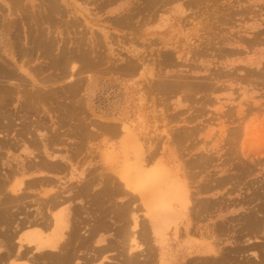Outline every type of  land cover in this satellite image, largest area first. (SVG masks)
Returning a JSON list of instances; mask_svg holds the SVG:
<instances>
[{
	"label": "bare ground",
	"instance_id": "bare-ground-1",
	"mask_svg": "<svg viewBox=\"0 0 264 264\" xmlns=\"http://www.w3.org/2000/svg\"><path fill=\"white\" fill-rule=\"evenodd\" d=\"M21 1L22 0H10L9 1L10 4L12 5V6L10 5V7H9L10 8L9 10L11 11V13H12V11L17 12L18 9L20 12L21 7L23 6V2H21ZM28 1H30V3L32 4V7H33L34 3H36L34 0H27V2ZM39 1H41V0H39ZM89 1H90V3L94 2V5H96L95 6L96 9L98 8L97 10L106 11V13H108V14H113V15L115 14V16H112L114 18L109 17L110 18L109 20L113 21V24L116 23L115 25H117V26L119 25V26L124 27L127 25L126 27H128L129 26L128 23L130 22V20L132 18H134V14H136V13H134V11L135 10L139 11L138 6L137 7L129 6L127 8H120L117 10H108L107 11L106 9H107L108 5L109 6L112 5L111 2L113 0H89ZM179 1H182V0H147L146 2L148 4L144 5V7L146 9L145 10L146 13L148 12V14L150 15L149 12L151 11L152 8H153L154 12H159V11L161 12V10H163L162 8H164L167 4L171 5V3H175V2L178 3ZM186 1L189 3L188 5H193V4L197 5L199 3H202L204 0H186ZM42 3H43V6H41L42 4H40V6L43 9L42 10L40 9V12L41 11L44 12L43 15L41 13V15L43 16V19H44L43 21L45 23L55 25V26H56L57 22L54 21L55 24H52L53 20L55 18H58V19L63 18L62 20H64L69 15V12H71L73 10L72 7L70 6L71 3L69 0H42ZM61 3L65 4L67 9H65V7L62 8ZM87 3H88V1H87ZM109 3H111V4H109ZM142 3H144V2H142ZM237 3H238L237 8L242 7L240 0H237ZM141 4H140V6H141ZM228 4H230V3H228ZM36 5L38 6V4H36ZM29 8H30V6L27 5L26 9H29ZM232 8H234V6H232ZM22 9L25 12H27V10L25 8L22 7ZM84 10L86 11V9H83V11ZM131 10H132V12H131ZM141 10H143V8ZM153 10L151 11V13L153 12ZM24 11H23V13H24ZM36 11H37V8H36ZM244 11H245V9L237 10L238 16L241 13L242 14L246 13ZM40 12H36V13H40ZM247 12H248V10H247ZM27 13L33 14L32 12H30V9ZM140 13H138V14H140ZM142 14H143V12H142ZM156 14H158V13H156ZM156 14H155V16H156ZM229 14H226V16ZM22 15H24V14H22ZM36 15L37 14H35L34 17ZM56 15H57V17H53ZM83 15H84V13H83ZM153 15H154V13L150 16H153ZM42 16H40V18ZM109 16H111V15H109ZM144 16L145 15H143L142 17H144ZM155 16L149 17V18H152L150 20L155 21L156 20ZM74 17H75V15H74ZM142 17H141V19H142ZM146 18H148V17H146ZM215 18H216V16H215ZM218 18H219V15H218ZM227 18H229V17H227ZM231 18H229V19L230 20L234 19V18H232V19ZM61 19H60V21H61ZM71 19H72V17H71ZM74 19H76V18H74ZM106 19H108V18H106ZM141 19H140L139 23L142 22L145 18L142 21H141ZM158 19L160 21H162L163 16H160V18H158ZM25 20H27V19H25ZM38 21H39V19L36 18V22H38ZM40 21L38 24L42 28V26L44 24L43 25L40 24ZM64 21H62L61 24L63 23L66 25V22L64 23ZM78 21H76V23L73 22V24L75 26H77ZM151 22H153V21H151ZM68 23L69 22H67V24ZM253 23H256L255 25L258 24L256 19H254ZM13 24L15 25V21H9L7 26L12 27ZM36 24L37 23H35V25ZM71 24H72V22H71ZM113 24H111V25H113ZM36 26L38 27V25H36ZM71 26H73V25H71ZM40 27L37 30L39 32H40V30H39ZM67 27H68V25H67ZM122 27H120V28H122ZM45 29H44V31H45ZM253 29H255L253 24H249V25L245 26V32H247V31L251 32L252 31L251 33L253 35L252 41L251 40L248 41L249 45L250 44L251 45H255V44L263 45V41H262L263 39L261 40V37H260L261 36L260 34L263 32L259 33V31H253ZM7 31L8 30L5 31V34L7 33ZM37 31H35V33ZM44 31H41L40 33L37 32L38 35L37 34L36 35L38 37L35 36V37L30 38L29 42L32 46L29 47L28 49H27V47L25 48V47L19 46V44H17L19 46V48L16 46V44L14 45V43L16 41L21 43L18 40V38H19L18 35H15L17 37H15L14 42H11V43H9L10 41H7L8 38L4 39V36H2L3 38H0V121L1 122L3 121L2 123H0V133L3 134V135H1L3 137V139L6 138V136L8 137V135L10 136V133L12 131L13 132L16 131L15 130L16 128L14 129L15 119L13 117V114H11V113L8 114L9 112H7V107H6L7 103H5V102H8V100L18 98L22 94H24V96L26 97V100H27V98L32 100L33 99L32 97H34V96L39 97V95L41 94V92L39 94V89H37V90L35 89L34 92L37 94L33 93L35 95H33V94L28 95V92L31 90V89L30 90L27 89V87L30 86L29 80L27 81V79H25V76L21 75L18 72L17 68H15L13 66L12 62H10L7 59V57L14 59V56L16 55L15 52L18 51L17 53L18 54L20 53L22 55V58L23 57L26 58V62H25V60H23L24 61L23 63L25 64V65L24 64L23 65L26 66L27 63L31 64L30 60H31V58H33V53L35 52L34 54H36V51L40 50L41 53H43V56H45L43 58L47 57V59H49V57H51L53 55L52 51H54V48L56 47L55 46L56 42L54 41L53 38L52 39L50 38L51 36L47 37V34ZM63 31H65V30H63ZM221 31H223V30H221ZM18 32H19V29H18ZM31 32H33V31H31ZM249 32H247V33H249ZM0 33H2V31H0ZM8 34H10V33L8 32ZM1 35H3V33ZM77 35H76V37H77ZM218 36H216V37H218ZM83 37H85V35ZM9 38H10V36H9ZM16 38H17V40H16ZM81 38H80V41L76 43V47H77L76 50H73L76 48L75 46H74L75 48L73 47L72 49H69V48L68 49H62L61 48L63 52L60 55H58V57L56 59H55L56 55H54V57L52 56L53 59L50 58L51 61L53 60L52 61L53 63H51L52 64L51 66H53L54 68L56 67L57 69L59 68L58 70L66 71L67 66L73 65L75 63V61H77V62H83L85 64V67L87 66L88 68H91V69L99 68L100 71L103 70L106 72H119V73L121 72L122 74H124V76H126V75L131 76V75H134L138 71L140 66H143L146 63V60L144 58H141L142 55L140 57L137 56L135 59H132L129 57L127 59L124 57H120V55H118L117 58L119 60H122L123 62L127 59L126 62L123 64L124 66L123 65L119 66L118 63H116V61L112 60V56H108L105 53V51L102 50V48L104 49V47H102L101 46L102 44L100 45L98 43V41H97V43L93 42L91 44V46H93V48H92V50H89L91 48V46L88 49L87 48L88 45L86 46L87 43H84L85 40L82 38V40L84 41L83 42L81 40ZM86 38L87 37H85V39ZM222 38H223V36H222ZM222 38H220V37L215 38V39H218V42H213L215 40H211L209 38L207 39L208 42L206 41L207 43H209L208 46L210 45L212 47L213 52L215 51V53H214L215 56L213 58L218 59V61H220V59H224V58L226 59L227 55L225 54V51H227L226 53H229L228 55H230V54L233 55V51L235 53V50H233V51L230 49H229L230 51L228 49L224 50V48L222 47L223 45L228 44V45L235 46V45H237V44L239 45V43H242L243 41H245L244 40L245 38H243V37H240L237 40H233V42H230L229 41L230 39L225 40ZM21 39H22V37H21ZM138 39H140V38H138ZM167 39L166 40L162 39V43H163L162 50L164 51V49H167L168 51L162 53V50L159 49L158 52H159V54L161 53L159 55L160 57L155 59L156 56L154 55L155 58L152 60L150 59L151 63H152V61H155V62L157 61V62H160V64H163V65L166 64V66L169 67L170 65H172V66L173 65L176 66L179 64L182 65L181 63L187 62L186 65H189L190 67L193 66L192 68H194V65H192L193 61H191V58H188V57L185 58L184 57L185 55L180 54V49L182 47L180 48V46L179 47L175 46L174 43H171L170 40H167ZM67 42H69V41H67ZM155 42L157 43L156 40H155ZM206 42H205V44H206ZM12 43L14 46H16V48L12 45ZM246 43H247V41H246ZM151 44H152V42H151ZM160 44L161 43H159V45ZM202 45L203 44L200 43L197 46L199 51L196 52V54L194 56L195 60L204 62L206 64L211 63V61L213 63L214 59L212 60V57L204 60V58L209 54L204 53L207 49L205 51L203 49H200V47ZM17 48L19 50H17ZM170 48H171V51L169 50ZM208 49H209V47H208ZM183 50H184V48H183ZM191 51L193 52V48H192V50L190 49L188 51V53H192ZM158 52H157V54H158ZM172 52H176L177 57L175 55H173L175 53H172ZM250 52H251V50H250ZM236 53H237V51H236ZM91 55L93 57H91ZM41 56H42V54H41ZM173 56L176 57V60H175V57H173ZM209 56H212V55H209ZM146 58H148V57H146ZM152 58H153V56H152ZM177 60H179V61H177ZM108 64H110V65L107 67ZM255 64L260 65V66L262 65L263 67L259 68L260 71H258V73H256L257 70L253 69V71L255 70V72L248 74V75H250L251 79L254 78L255 76H257V78L259 76L261 77V74H264V63H262L261 61H259L257 59ZM23 65H21V69L24 71V73L25 72L27 74L30 73V71H28L29 68L26 69ZM71 67H69V69H72V71L74 68H76L75 65H73ZM88 68H86V69L89 70ZM236 69H238V68H236ZM83 70H84V67H83ZM218 70L210 73L208 78H206L207 76H205L204 78H206V80H200V81L196 82L195 85H198L201 87L200 89L198 87V89L200 91H203L205 93L207 91L209 93L210 91L216 92V91H219L221 89V87L219 88L218 84L222 83L221 79H222L224 73H223V71L219 72L220 70L219 71ZM70 71L71 70H69V73H70ZM84 71H86V70H84ZM74 72H75V69H74ZM74 72H72V73H74ZM185 72H187V71L176 70L175 74L170 76L171 81H162L161 80V82L164 83V86H162V87H164L163 90H169V89L174 90V88H175V90H174V92H175L176 89L180 86V81L184 84L183 85L181 83V86L183 85L184 87H186L189 83L187 84V81H185V80H187V78H189V77H187V75H185ZM79 74H80V72H79ZM225 74H226V72H225ZM231 74L229 73L226 75H231ZM65 75H67V74H65ZM163 77H164V75H163ZM226 77H228V76H226ZM242 77H244V76H242ZM150 78H152V77H150ZM154 78H156V77H154ZM164 78H166V76ZM242 79L245 80L242 82H246V79H244V78H242ZM260 79L262 80V78H260ZM154 80H156V79H154ZM158 80H159V78H158ZM182 80H184V81H182ZM80 81L82 82L81 79H77L75 82L71 83L70 86H68V89L66 90L68 92L66 94H69L71 96V97L68 96L69 99L66 97L67 100H69L68 103L66 102V104H65L64 102H60V100H59V102H56V103H60L61 106H60V104H58L59 108L60 107L63 108L61 110L62 113L59 114L60 115V118H59L60 127H62V128L65 126L68 127L70 132L68 131L69 134L68 133L67 134L69 136L74 135V137L77 136L79 138H87L88 136L89 137L91 135L93 136V132L90 130V127L94 123L87 122V119L84 118L85 117V115H84L85 109L83 108V103H84L83 101H85V98L81 97L79 95V93H77L79 90V89H77V88H79V86L77 87V84ZM257 81L259 82V80H257ZM191 82H192V80H191ZM260 82H264V81H260ZM74 84H76V85H74ZM155 86H157V84ZM184 87H183V89H184ZM180 91L181 90H179V92ZM176 92H178V91H176ZM42 94L39 97L42 99V101L43 100L45 101L46 99H49V98H54V96H55V92H49L48 90H46ZM57 94H60V93H57ZM77 94L81 98H79L77 96ZM49 95H50V97H49ZM161 96H162V94H161ZM181 96H183V95H181ZM37 97H35L34 99L36 100ZM39 98H38V100H39ZM205 98H206V96H205ZM34 99L32 101H35ZM55 99H56V97H55ZM207 99H208V97H207ZM189 100H190V97H189ZM24 101H25V99H24ZM30 101H28L30 103V105H28V103L24 102V103H26V104H24V107L26 109H27V107L29 109V107L32 106V104H34L32 101H31L32 103ZM22 102H23V100H22ZM204 103H206V102H204ZM201 105H203V104H201ZM58 106H56V107H58ZM34 107H35V104H34ZM241 107L242 106H240V108ZM250 107H251V105H250ZM250 107L247 108L248 112H246V113L244 112L246 110L240 111V108L239 109L234 108L235 110L230 108V109H228L227 113L225 112V114L228 116L227 117L228 123H229V119H231L233 117L234 118H233L232 122H235V123L239 122V124H237V127L236 126H234V128L228 127L229 129L225 130L228 134V135H226L227 139L225 138L226 139V145L225 146H228L227 147L228 149H226L227 150V151H225L226 154H224L223 156H226L227 158L225 157L224 160H222L223 167L220 169V173L221 174L222 173H229V174L225 175V177L215 178L216 180L212 179V176L214 174H211V176H210L211 179L207 178L206 180H208V181L203 182V184L202 185L200 184L201 186H199V187L197 186L198 191H196V193H198V194L199 193L204 194V193H208V192L213 191V190L215 191V190L223 189L225 187V185L227 183H229L232 187V191H233L232 193H236V192L242 191L243 184H245V186L248 185V187H246L245 189H247V191L249 193L245 194V196L242 197V200H240V201L238 200V202L235 201L236 203H234V201H233V203H231L228 200L229 205L231 207L236 208L239 205V208L242 210L244 209L245 213H243L242 215L240 213L241 216H238L237 219L231 218L232 223L230 222L231 221L230 219H229L230 221L226 220V219L225 220L223 219L220 221H215L211 226H209V230L207 231L208 235H206V234L204 235L202 233L203 237L207 236V237H209L210 240H206L202 244H198L197 252L198 253H205V252L208 253L209 252L211 254L205 256L201 260L197 259L198 261H200V263H197V264H264V181L258 180L261 182V185L259 184L258 187H257L258 184L256 185L255 180L249 181L251 178L254 177V175H257L258 173H261L264 170V123L262 122L260 125H255V124L253 125V123L254 122L256 123V121L253 122V121L249 120L251 118L252 113H253L252 112L253 108L251 109ZM30 109H29V111H30ZM37 110H39V109H37ZM231 110H233V111H231ZM29 111L27 110L26 112H29ZM86 111H87V109H86ZM180 111L178 110L177 112H180ZM182 111L184 112V110H182ZM58 112H60V111L58 110ZM177 112L174 114L178 115L179 113H177ZM183 112H181V113H183ZM235 112H237V113H235ZM26 114L27 113H25V116H27ZM185 114H186V112H185ZM225 114H224V116H226ZM235 114H237V115H235ZM241 114H242V116L240 117ZM21 116H24L23 113L21 114ZM168 116L171 117L170 115H168ZM235 116H239L240 119H238V117L235 118ZM188 117H189V115H188ZM21 118L23 119V117H21ZM27 118L23 119V122L20 123L22 125V127L16 131V136L18 135L20 137H25V135L27 136V134L31 135V138L28 142H25L24 141L25 139L23 140L24 145H25V143L26 144L28 143V147L33 149L31 151L35 150V151H37V153L35 151L32 153H29V155H31V156L27 155L26 159L24 158L21 161L16 162L15 164H12L13 160H12V162H9V163L7 162L6 166L4 163H3L4 166H2L3 164L1 165V163H0V264H94L98 260L99 261L101 260V262L99 264H127V263L128 264H155L154 256L156 254L155 253L156 249H154L153 246L151 247V245H150L152 243V239H153V238H151L152 237L151 235L153 233H154V235L161 234L160 232H162V227H164L162 225H164V222H165L163 220H165V216L167 215V212H171L174 208L171 205L170 200H171V198H175L177 196L174 195L173 191H171L170 189H174L175 187H178L181 190L180 191V199L182 201L181 206H184L186 210L188 208L189 203H191V201L193 200L192 205L190 204L191 205L190 207L193 206V208L191 210H188L189 211L188 214L189 213L193 214V218H192L193 223L194 222H196V223L202 222L201 219H203V218L206 219L209 216L211 217V214H212L211 211L214 212V209L218 205L217 204L218 202H215L214 200L213 201L207 200V199H206V201L197 200L195 198L196 196L191 193V191H190L191 188L189 189L185 186V184H182V181H179V177H176L174 175H172V177H171L169 174H167V172H165V170L166 171L169 170V169H166V167L164 168V174L162 173L160 175H157V174L150 173L147 170V167H148L149 163H151L153 161L152 157L154 158L156 156L158 149L156 148L157 150L155 151L156 152L155 156H154L153 150L152 151L151 150L146 151L147 145L145 142H147L146 141L147 139L144 138L143 130L138 128L137 126L131 127V125L129 124L130 121L128 118H122V119L117 118V120L119 122H121L119 124L108 122V121H110V120H108L107 122L98 123L97 124L98 128L96 127L100 132H103V133L104 132H106V133L110 132L113 134V137L114 136H116L117 138L119 137V140L117 141L118 144H116L117 146L114 145L115 146L114 151L117 150V153H118V155L116 154L118 160L113 162L116 164H114L113 167H108L106 169L105 165H107L110 162L104 159V157L106 156L105 154L102 155L101 156V162L103 163L104 167L102 166V168L100 169L101 170L100 172H97V170L95 169L94 172L90 171L88 173V175L90 174L89 177L84 176V173L86 172L85 171L86 168H85V170H83V172H81L80 175L78 176L80 179L78 181V183L70 184V186L67 189V187L65 188V187H63V185L61 186L60 183L57 182L58 180L56 181L55 177H57V176H55L54 174L65 173L67 170H70V172H69L70 175L72 173H74L75 168L73 167L74 166L73 160L79 158L78 155L80 154V152L82 151L81 149L84 148L83 146H85V145L82 146L81 141H78L79 143H77V141H76L74 143L75 145L73 147L71 146V149H70V150H74V149L75 150L72 153H67L65 160L62 158L60 160L58 159V160L49 161V159H47V157H50V156L52 157V155H54V153L56 151L55 149L53 151H50L52 146H51V144H50L51 147L49 146V142L51 143V140H52V144H54V143L59 144L58 142H61V144H62V142L64 141L63 136H61V134L59 132L56 133V130H55V134L53 133V135H52V132L50 134L51 140L49 138L50 136L48 137L49 140H48V138L47 139L45 138L46 142L48 141L47 143H45V140L42 141V139H40V141H39V138L34 139L35 137L32 138L33 137L32 135L34 134V132H36L38 130L39 127H40V129H43L41 127H45L44 122L36 121V119L32 120V117L31 118L29 117V119H27ZM181 118H183V117H181ZM185 118H183V120L185 119L184 123H186V121H188L187 117H185ZM172 119H175V118L173 117ZM163 120H165V119H163ZM247 120H248V122H247ZM262 120H264V118H262ZM166 121H168V120H166ZM178 121H180V119ZM181 121H182V119H181ZM35 122H36V124L33 125ZM94 125H93V127H94ZM30 126L31 127L34 126V129H33V127H32V129H30L31 128ZM48 128H50V127H48ZM48 128H47V131H49ZM58 129H60V128H58ZM58 129H57V131H59ZM193 129L195 130L194 132H193L192 128H190V127L185 128V129L170 128V132H168L169 130H167L166 131L167 134L165 133V135H166L164 137L165 143L169 144L170 142H174L175 140L179 142L182 139L187 140L189 137L192 136V133L194 135V133L197 131V129H195L194 127H193ZM95 133H97V132H95ZM195 134H197V133H195ZM92 136H91V138H92ZM162 136H164V135H162ZM228 136H229V138H228ZM97 137H99V136L97 135ZM97 137H95V138H97ZM3 139H0L1 151H3V149H5L7 152H9L11 148L14 149L15 144H16L15 141H17V139L14 141L12 140L13 143H11V141L9 139L7 140V138L4 140ZM21 140H22V138H21ZM237 141H239V142H237ZM174 143H172V145ZM182 143H184V142H182ZM17 144H19V142ZM17 144H16V146H18ZM111 146H110V149H111ZM42 148L45 149L44 152L40 151V150H42ZM217 149H221V148H217ZM70 150H69V152H70ZM107 151L108 150H106V152ZM217 151L219 152L220 150H217ZM104 152H105V149H104ZM151 152H152V154H151ZM76 153H78V154H76ZM202 153L199 154V156L196 159H193V161H190V166L192 168L194 166L198 167V168H200V170L202 168L204 170H206V169L209 170L211 165L213 164L214 158L216 159V157H212V154L210 155L209 153L208 154H204V153L202 154ZM111 155H113L112 152H111ZM116 155H114V156H116ZM261 156H263V157H261ZM165 160H164V162H165ZM175 161H176V159H175ZM173 165H174V163H172V166ZM176 165L177 164H175V166ZM174 168L176 169V167H174ZM203 169L201 171H203ZM177 170H178V167H177ZM175 172H176V170H175ZM198 175H199V171H198ZM177 176H178V174H177ZM207 177H209V176H207ZM213 181H215V184H213ZM136 182H138V183H136ZM183 182L185 183L187 181L183 180ZM226 194H231V191L228 190ZM192 195H193V197H192ZM223 195L225 196V194H223ZM223 195L221 196L222 198H223ZM121 197L123 200L125 199V201L119 203L118 199H121ZM222 198H220V199H222ZM226 200H227V198H226ZM226 200H225V203L227 202ZM220 202H221V200H220ZM223 202H224V199H223ZM135 203H137V204H135ZM32 205H36L34 209L32 208ZM218 206L220 207V205H218ZM223 208H224V206H223ZM217 210H218V208H217ZM141 211L144 213V215L138 214ZM210 212H211V214H209ZM202 214H204V215L202 216ZM220 215H222V213ZM188 216H190V215H188ZM188 216L185 215L184 217H188ZM205 219H203V220H205ZM144 221L145 222L147 221L146 222L147 224ZM142 222H144L146 224V226ZM232 226L234 229H232ZM107 230L109 232L114 231V233H113L114 238L111 240L108 239L104 243L103 239L100 238V235H97V234H100L103 231L107 232ZM213 239H215V240H213ZM97 243H98V245H99V243H104V244H102L100 246H96L95 244H97ZM119 245L121 247L120 248L121 250L119 251L121 254H119L118 251H117V254L115 253L116 255L120 256V259L118 262L113 261L114 255L113 256L111 255L112 256L111 258L110 257L108 258V256H105V253H108L107 251H110L113 248L118 249ZM113 252H114V250H113ZM245 252H249L250 254H253L254 260L252 258L249 259V253H247L248 259L245 260V258H247V257H244V255L247 256L245 254ZM197 260L194 262L195 263L198 262Z\"/></svg>",
	"mask_w": 264,
	"mask_h": 264
},
{
	"label": "rangeland",
	"instance_id": "rangeland-1",
	"mask_svg": "<svg viewBox=\"0 0 264 264\" xmlns=\"http://www.w3.org/2000/svg\"><path fill=\"white\" fill-rule=\"evenodd\" d=\"M9 1L10 0H0V31H2V33H3V35H1L2 33H0V38H3L2 36H4V39L8 38L7 41H10L9 43H11V42H14L15 37H17L15 35H18V37H19L18 40L22 43L21 44L18 41H16L14 43V45L16 44V46L18 48H19V46L25 47V48L27 47V49L29 47H31L32 45L29 42L30 38L37 36L38 33H40L41 31H44V29L46 28L47 30L45 29L44 32H46L47 37L51 36L50 38L51 39L53 38L54 41L56 42L55 43L56 47L54 48V51H52L53 55L51 54L53 57H54V55H56L55 59L58 57V55H60L63 52L62 49H68V48L72 49L74 46L76 47V43L79 42L80 38L82 37L85 40V42L82 40V38H81V40L84 43H87L86 46L87 45L89 46V47L87 46L88 49L90 48V46L93 42L97 43V41H98V43L100 45L102 44L101 46L104 47V49L102 48V50H104L108 56H112V60L116 61V63H118L119 66L120 65L122 66L126 62L128 57L135 59L137 56L140 57L142 55L141 58H144L146 60V63L143 66H140L138 71L134 75L124 76V74H122L121 72L120 73L119 72H106L103 70L100 71L99 68L91 69V68H88L87 66L85 67V64L83 62H77V61H75V63L73 64L76 67V68H74L76 73L74 72V69H73V71H72V69H69V67H71L73 65L67 66V68H66L67 70L65 69L66 71L58 70L59 68L57 69L55 67L56 68L55 69L53 66H51L52 65L51 63H53L52 62L53 60L51 61V59H53L52 56L49 57V59H47V57L43 58L45 56H43V53H41L40 50H37L36 54H34L35 52L33 53V58H31V60H30L31 64L27 63L26 66H24L25 64L23 63L24 62L23 60H25V62H26V58H24V57L22 58V55L20 53L19 54L17 53L18 51L15 52L16 57L14 56V59L7 57V59L10 62H12L13 66L15 68H17L18 72L21 75L25 76V79H27V81L29 80L30 86H28L27 89L32 90L34 88L32 90L33 92L31 90H30L31 92L30 91L28 92V95L35 93L34 92L35 89L36 90L39 89V94H40V92H41V94L44 93L46 90H48L49 92H55L54 98H49V99H46L45 101L44 100L42 101V99L39 98L41 94L39 95V97H37V96L32 97L33 99L35 97H37L36 100L34 99L35 101H32L33 99L31 100L29 98H27V100H26V97L24 96V94H22L18 98L8 100V102H5V103H7L6 107H7V112H9L8 114H10V113L13 114V117L15 119L14 129L16 128L15 130L17 131L19 128L22 127V125L20 123L23 122V119H26L27 117H28L27 119H29V117L30 118L32 117V120L36 119V121L44 122V126H45V127H41L44 130L40 129V127H39L38 130L36 132H34V134L32 135L33 136L32 138H34V137H35L34 139L39 138V141H40V139H42V141L45 140V143H47L48 141L46 142V139L49 136H50L49 138L51 140V135H50L51 132H52V135H53V133L55 134V130H56V133L59 132L61 134V136H63L64 141L62 142V144H61V142H58L59 144H57V143L52 144V140H51V143L49 142V146L51 144V146L53 148V149L51 148L50 151H53L54 149L56 150L54 155H52V157L51 156L47 157V159H49V161L58 160V159L60 160L62 158L65 160L66 154L72 153L75 150V149L74 150H70V149H71V146L73 147L75 145L74 143L76 141H77V143H79L78 141H81L82 146L85 145V146H83L84 148L81 149L82 151L78 155L79 158L73 160L74 161L73 167L75 168L74 173H72L70 175V173H69L70 170H67L65 173L54 174L55 176H57V177H55L56 181L58 180L57 182H59L61 186L63 185V187H65V188L67 187V189H68L70 184L78 183V181L80 180L78 176L80 175L81 172H83V170H85V168H86V170H85L86 172L84 173V176L89 177L90 174L88 175V173L90 171L94 172L95 169L97 170V172H100L101 171L100 169L103 166V163L101 162V156L104 154L106 155L104 157V159L110 162L107 165H105L106 169L108 167H113L114 164H116L113 162L118 160L117 159L118 153H117V150L114 151V147H115L114 145L118 144L117 141L119 140V137L118 138L116 136L113 137V134L110 132L109 133L100 132L97 129L98 128L97 124L102 123V122H107L108 120H110L108 122L119 124L121 122H119L117 120V118L118 119L128 118L130 121L129 124L131 125V127L137 126L138 128L143 130L144 138L147 139L146 140L147 142H145L147 145L146 151L147 150L148 151L153 150L154 151L153 153L155 156V153H156L155 151L158 149L156 156L154 158L152 157L153 161L151 163H149V165L147 167V170L150 173L157 174V175H160L162 173L164 174V168L166 167V169H169V170L168 171L165 170V172H167V174H169L171 177H172V175L179 177V181H182V184H185V186L189 189L191 188L190 191L193 195L196 196L195 198L197 200H200V201L201 200L206 201V199L211 200V201L214 200L215 202H218L217 203L218 205H220V207L218 205L216 206V208L214 209V212L211 211L212 214H211V212L209 213V214H211V217L209 216L208 218H206L207 220L205 218H203L205 220L201 219L202 222H198V223L194 222L193 223V219H192L193 214L192 213L188 214V212H189L188 210H191L193 208V206L190 207L192 205L193 200L191 199L192 201H191V203H189L188 208L186 210L184 206H181L182 205V201L180 199V191L181 190L178 187H175L174 189H170L171 191H173L174 195H176L177 197L171 198L170 202L174 208L171 212H167V215H166L167 217L165 216V220H163V221H165L164 225H166V221H168V223H171V224L175 223V224H173V225L170 224L171 227L169 228L168 234L166 237H168V238L173 237V236L178 237L179 236L178 233H180L182 235L183 231H186L189 233L192 230L193 231L192 232L193 233V253H194V251H197V249H198V244H202L206 240H210L209 237H207V236L203 237V234L208 235L207 231L209 230V226H211L215 221H220L223 219L224 220L230 219L231 221L230 220L229 221L232 223V219H237L238 216H241L243 213H245V210L240 209L239 205L236 208L231 207L229 205L228 200L231 203H233V201H234V203H236V202H238V200L239 201L242 200V197L245 196V194L249 193L247 191V189H245L246 187H248V185L245 186V184H243L242 191L236 192V193H232L233 192L232 187L229 183H227L223 189H219V190H215V191L213 190V191H210V192L204 193V194H201V193L198 194V193H196V191H198L197 186L199 187L203 184V182H207L208 181V180H206L207 178L211 179V177H210L211 174H214L212 176V179H214V180H216L215 178L225 177V175L229 174V173H222V174L220 173V169L223 167L222 160H224V158L226 157L223 155L226 154L225 151H227L226 149H228L227 148L228 146H225L226 145V139H227L226 135H228L225 130H227L229 128H234V126L237 127V124H239V122H236V123L232 122L233 118H234L233 117V118L229 119V123H228V121H227L228 116L225 114V112L227 113L228 109H230V108L235 110V109H239L240 106H242L240 108V111L246 110V111H244L246 113V112H248L247 108L250 107V105H251L250 108L251 109L253 108V110H252L253 113L251 112L252 115H251V118L249 120L253 121V122L256 121V123L254 122L253 125L254 124L260 125L262 122L264 123V120H262V118H264V116H263L264 115V82H260V81H264V77H263L264 74H261V77L259 76L258 78H257V76H255L254 77L255 79L254 78L251 79L250 75H248V74H251L252 72H255V70H257L256 73H258V71H260L259 68L263 67L262 65L260 66V65L255 64L257 59L259 61H261L262 63H264V0L263 1L262 0H240L242 7H239V8H237V6H238L237 0H217V1L216 0H204L202 3H199L200 5L199 4L188 5L189 3L186 0H182V1H179L178 3H176V2L171 3V5L167 4L164 8H162L163 10H161V12L160 11L154 12L153 8L152 9L150 8L151 11L153 10L152 13H151V11L149 12L150 15H152L154 13L153 16H155V14L158 13L155 16V18H156L155 21L150 20L152 18H149V17H153V16H150L148 14V12L146 13V11H145L146 9H145L144 5L148 4L146 2L147 0H113L111 2L112 5H110V6L108 5V7L106 9L107 11L108 10H117L120 8H127L129 6H132V7L138 6L139 11L143 8V10L140 11L141 13L138 10L134 11V13H136V14H134V18L131 19L132 21L130 20V22L128 23V25H129L128 27H126L127 25L122 27L119 25L118 26L115 25L116 23L113 24V21H110L109 19L114 18L112 16H115V14L114 15L108 14V13H106V11L97 10L98 8L96 9V7H95L96 5H94V2L90 3L89 0H72V1L69 0L71 3L70 6L72 7L73 10L71 12H69V15L66 18L64 17L65 21L62 20L63 18L61 19L60 17L59 18L61 19V21L58 18H55V19L53 18L54 20H53L52 24H55L54 23V21H55V22H57L56 26L45 23L43 21L44 19H43L42 15L44 12H42V11L40 12V9L41 10L43 9V8H41V6H43L42 0L41 1L34 0L36 3H34L33 7H32V4L30 3V1H28V2H27V0L21 1V2H23V6H22L23 8L26 9L27 5L30 6V8H29L30 12L33 13V14L29 13L30 15L27 13L29 11V9H26L27 12H25L22 9V7L20 9V12L24 15H22L19 12V9L17 10V12L12 11V13H13L12 14L11 11L9 10L10 9L9 7L11 5ZM87 1H88V3H87ZM142 2H144V3L146 2V3L144 4ZM111 3H109V4H111ZM228 3H230V4H228ZM36 4H38V6ZM40 4H42V5L40 6ZM62 4L63 3H61V7L62 8L65 7V9H67L65 4H63V5ZM140 4H141V6H140ZM232 6H234V8H232ZM36 8H37V11H36ZM83 9H86V11L85 10L83 11ZM236 9L237 10L245 9L244 12H246V13H243V14L241 13L242 15L240 14L238 16V14H237L238 12ZM247 10H248V12H247ZM23 11H24V13H23ZM36 12H40V13H36ZM131 12H132V10H131ZM142 12H143V14H142ZM41 13H42V15H41ZM83 13H84V15H83ZM138 13H140V14H138ZM225 13L226 14L230 13V14L226 16ZM35 14H37L38 16L36 15L34 17ZM74 15H75V17H74ZM109 15H111V16H109ZM143 15H145V16L142 17ZM218 15H219V18H218ZM40 16H42V17L40 18ZM160 16H163V20H162L163 22L158 19V18H160ZM215 16H216V18H215ZM53 17H57V15L53 16ZM71 17H72V19H71ZM141 17H142V19H141ZM146 17H148V18H146ZM227 17H229V18L232 17L234 19L231 18L232 20H230ZM36 18L39 19V21L41 20L40 24H42V25L44 24L43 25L44 27L42 25H41L42 28L39 26V24H38L39 21L36 22ZM74 18H76V19H74ZM106 18H108V19H106ZM25 19H27L28 21ZM140 19H141V21L143 19L144 20L139 23ZM254 19H256V21L258 22L257 25H255L256 23H253ZM9 21H15V25L13 24L12 27H8L7 24ZM62 21H64V23L66 22V25L63 23L61 24ZM76 21H78V23H77L78 25L76 24L77 26H75L73 24V22L76 23ZM151 21H153V22H151ZM67 22H69V23L67 24ZM71 22H72V24H71ZM35 23H37L36 25H38V27L35 25ZM70 24L73 26H71ZM111 24H113V25H111ZM249 24L254 25L255 29H253V31H259V33L263 32L260 34L261 40L263 39L262 40L263 45H261V44H259V45L258 44H255V45L250 44L249 45L248 41L249 40L252 41V39H253V35L251 33L252 31L251 32L247 31L249 33L245 32V26L249 25ZM67 25H68V27H67ZM39 27H40V29H39L40 32L37 31ZM120 27H122V28H120ZM18 29H19V32H18ZM6 30H8V31L5 34ZM34 30L37 31L38 33L37 32L35 33ZM63 30H65V31H63ZM221 30H223V31H221ZM31 31H33V32H31ZM8 32L10 34H8ZM83 34L85 35V37H87L86 39H85V37H83L84 36ZM76 35H77V37H76ZM9 36H10V38H9ZM20 36L22 37V39ZM216 36H218V37H216ZM222 36H223V38H222ZM219 37L222 39H225V40L230 39L229 40L230 42H233V40H237L238 38L243 37V38H245L244 39L245 41H243L242 43H239V45L237 44L235 46L228 45V44L223 45L222 47L224 48V50L225 49H228V50L230 49L232 51L235 50V53L233 51V55L232 54L228 55L229 53H226L227 51H225V54L227 55L226 59L224 58V59H220V61H218V59L213 58L215 56L214 55L215 51L213 52L212 47L210 45L208 46L209 43H207L208 42L207 39L209 38L211 40H215L213 42H218V39H215V38H219ZM138 38H140V39H138ZM165 38L166 39L168 38L167 40H170V42L174 43L175 46H178V47L180 46V48L182 47L181 48L182 50L180 49V54L185 55L184 56L185 58H187V57L191 58V61L194 62V63L192 62V65H194V68H192L193 66L190 67L189 65H186L187 62L181 63L182 65H180V64L176 65V66L170 65L169 67L166 66V64L163 65L157 61L156 62L152 61V63H151V60L154 59L155 56H156L155 59L160 57L159 55L161 53L159 54L158 50L159 49L162 50V45H163L162 39L166 40ZM16 40H17V38H16ZM155 40L157 41V43L155 42ZM67 41H69V42H67ZM246 41H247V43H246ZM151 42H152V44H151ZM205 42H206V44H205ZM159 43H161V44L159 45ZM200 43L203 44L200 47V49H203L204 51L207 49L204 53L212 55V56L207 55L204 58V60L212 57V60L214 59L213 63L211 61V63L206 64L204 62L195 60L194 56H195L196 52L199 51L197 46ZM17 44H19V46ZM12 45H13V43H12ZM16 46H14V47L16 48ZM208 47H209V49H208ZM18 48H17V50H19ZM92 48H93V46H91V48L89 50H92ZM183 48L185 51L183 50ZM192 48H193V52L191 51L192 53H188V51L190 49L192 50ZM76 49H77V47L73 50H76ZM169 50L171 51V48ZM250 50H251V52H250ZM166 51H168V50L164 49V51L162 50V53L166 52ZM236 51H237V53H236ZM157 52H158V54H157ZM172 53H175L173 55H175L177 57L176 52H172ZM41 54H42V56H41ZM118 55H120V57H124L127 59L123 62L122 60H119L117 58ZM152 56H153V58H152ZM175 56H173V57H175ZM91 57H93V56L91 55ZM146 57H148V58H146ZM176 57H175V60H176ZM177 61H179V60H177ZM21 65H23L26 69L29 68L28 71H30V73H28V74L26 72L24 73V71L21 69ZM109 65L110 64H108L107 67ZM83 67H84V70H86V71L83 70ZM86 68H88L89 70H87ZM236 68H238V69H236ZM253 69H255V70L253 71ZM69 70H71L70 73H69ZM176 70H179V71L183 70V71H187V72L190 70L188 73L185 72V75H187V77L190 78V79L187 78V80H185V81H187V84L188 83L189 84L187 85L185 83L187 86L184 87L183 86L184 84L180 81V86L176 89V91H178V92H176V91L174 92L175 88H174V90H171V89L163 90L164 87H162V86H164V83H162L161 80L162 81H171L170 76L175 74ZM217 70L219 72L223 71L224 74H225V72H226V74H229V73L230 74L232 73V74L231 75L225 74L229 78L223 74L224 78L222 77V79H221L223 84L222 83L218 84L219 88L221 87L220 90L218 89L219 91H216V92L210 91L209 92L210 94L207 91H206V93L203 91H200L199 89L201 87L198 85H195L196 82H198L200 80H206V78H208L210 73L215 72ZM72 72H74L75 74ZM79 72H80V74H79ZM65 74H67L69 77ZM163 75H164V77L166 76V78H164ZM205 76H207V77L204 78ZM242 76H244V77H242ZM150 77H152V78H150ZM154 77H156V78H154ZM158 78H159V80H158ZM242 78L246 79V82H242V81H245ZM260 78H262V80ZM77 79L82 80V82L80 81L78 83L79 85L77 84V87L79 86V88H77V89H79L77 93H79V95L81 97L85 98V101H83L84 102L83 108L85 109L84 110L85 111V113H84L85 117L84 118L87 119V122L94 123L96 125L95 126L93 124L94 127H93V125H91V127H90V130L93 132V136L91 135L92 138H91V136L90 137L88 136L87 138H79L77 136L74 137V135L69 136L68 135L70 132L69 128L66 126L62 128L59 125L60 124V122H59L60 115L59 114L62 113L61 110L63 108L62 107L59 108L58 104H60V103H56V102H59V100H60V102H64L65 104H66V102L67 103L69 102V100H67V98L70 95L66 94L68 92L66 90L68 89V86H70V84L75 82ZM154 79H156L157 81ZM191 80H192V82H191ZM257 80H259V82ZM182 81H184V80H182ZM181 83L183 84L182 86H181ZM156 84H157V86H155ZM74 85H76V84H74ZM183 87H184V89H183ZM198 87H199V89H198ZM179 90H181V91L179 92ZM57 93H60V94H57ZM35 94H37V93H35ZM35 94H33V95H35ZM161 94H162V96H161ZM79 95L77 94V96L79 98H81ZM181 95H183V96H181ZM205 96H206V98H205ZM49 97H50V95H49ZM55 97H56V99H55ZM189 97H190V100H189ZM207 97H208V99H207ZM38 98H39V100H38ZM24 99H25V101H24ZM22 100H23V102H22ZM30 100L35 104V107H34V104H32V106L29 107V109L31 108L30 109L31 112L29 111L28 107H27V109L24 107V104H26V103H28V105H30V103L28 102ZM24 102H26V103H24ZM204 102H206V103H204ZM201 104H203L204 106ZM56 106H58V107H56ZM60 106H61V104H60ZM37 109H39V110H37ZM86 109H87V111H86ZM27 110L30 113L26 112ZM58 110L60 112H58ZM178 110L179 111L181 110V111L177 112ZM182 110H184V112ZM233 110H231V111H233ZM176 112L179 114L178 115L174 114ZM181 112H183L184 114ZM185 112H186V114H185ZM22 113L24 116H25V113H27L26 114L27 116H25V117L21 116ZM235 113H237V112H235ZM224 114L226 116H224ZM242 114L240 115V117L242 116ZM168 115H170L171 117H169ZM188 115L190 118L188 117ZM235 115H237V114H235ZM21 117H23V119ZM173 117L175 119H172ZM181 117H183V118L187 117L188 121H186V123H184V120L186 118L183 120V118H181ZM237 117H238V119H240L239 116H235V118H237ZM163 119H165V120H163ZM179 119H180V121H178ZM181 119H182V121H181ZM166 120H168V121H166ZM2 122L0 121V123H2ZM247 122H248V120H247ZM35 124H36V122L33 125H35ZM32 127L34 129V126H32ZM32 127L30 129H32ZM46 127L47 128L50 127V128H48L49 131H47ZM188 127L192 128L193 132L195 131L193 129V127L195 129H197V131L195 132L197 134L194 133V135H193V133H192V136L189 137L190 139L188 138L189 140L188 139L187 140L182 139L183 141L182 140L181 141L184 143H182L181 141L178 142L176 140L174 141L175 143L174 142H170L169 144L165 143L164 137L166 136L165 133L167 130H169L168 132H170V128L185 129ZM58 128H60V129H58ZM57 129L59 131H57ZM16 131H14V132L12 131L10 133V136L8 135V137L6 136V138H7V140L9 139L11 141V143H13L12 140L14 141L17 139V141H15V142H16V144L19 142V144H17L18 146H16V144H15L16 148L15 147H14V149L11 148L9 152H7L5 149H3V151H1V149H0V151H1L0 152V155H1L0 156V158H1L0 163H1V165L4 163L6 166V163L12 162V160H13L12 164H15L16 162L21 161L24 158L26 159L27 155L31 156V155H29V153H32L35 151V150L31 151L33 149L28 147V143L27 144L25 143V145H24V141L28 142L31 138V135L27 134V136L25 135V137H20L18 135L16 136ZM95 132H97V133H95ZM65 133L66 134L68 133V134L66 135ZM1 135H3V134L0 133V139H3V137ZM97 135L99 137H97ZM162 135H164V136H162ZM95 137H97V138H95ZM6 138H4V139H6ZM21 138H22V140H21ZM49 138H48V140H49ZM228 138H229V136H228ZM237 142H239V141H237ZM172 143H174V144L172 145ZM110 146H111V149H110ZM217 148H221V149H217ZM104 149H105V152H104ZM44 150L45 149L42 148V150H40V151L44 152ZM69 150H70V152H69ZM106 150H108V151L106 152ZM217 150H220L221 152L220 151L218 152ZM35 152L37 153V151H35ZM111 152L113 155H111ZM202 152L204 154H208V153L210 155L212 154V157H216V159L214 158L213 164L211 165L209 170H207V169L204 170L202 168L203 171H201L202 169L200 170V168L195 167L194 165H193L194 166L193 168L190 166V161H193V159H196L199 156V154H201ZM76 154H78V153H76ZM151 154H152V152H151ZM114 155H116V156H114ZM261 157H263V156H261ZM175 159H176V161H175ZM164 160H165V162H164ZM172 163H174L173 166H172ZM4 164L2 166H4ZM175 164H177L178 166L177 165L175 166ZM174 167H176V169ZM177 167H178V170H177ZM175 170H176V172H175ZM198 171H199V175H198ZM177 174H178V176H177ZM207 176H209V177H207ZM183 180H186L187 182L184 183ZM253 180H255L256 185L258 184L257 187L259 186V184L261 185L260 181H262V180L264 181V170L261 173L254 175V177L251 178L249 181H253ZM258 180H260V181H258ZM136 183H138V182H136ZM213 184H215V181H213ZM228 190L231 191V194H226ZM223 194H225V196ZM193 195H192V197H193ZM222 195H223V198L221 197ZM225 197L227 198V200ZM220 198H222V199H220ZM223 199H224V202H223ZM220 200H221V202H220ZM225 200L227 201L226 202L227 204L225 203ZM124 201H125V199L123 200L122 197H121V199H118L119 203L124 202ZM137 203H135V204H137ZM35 206L36 205H32V208L34 209ZM223 206H224V208H223ZM228 207L229 208L231 207V208L229 209ZM217 208H218V210H217ZM222 209L223 210L225 209V210L223 211ZM221 213H222V215H220ZM240 213H241V215H240ZM138 214L144 215V213L142 211L139 212ZM185 215H187V216L190 215V216L184 217ZM203 215L204 214H202V216ZM144 222H142V223H144ZM146 224H145V226H146ZM164 225H162V226H164ZM232 229H234L233 226H232ZM180 231H182V232H180ZM113 233H114V231L109 232L107 230V232L103 231L97 235H100V238H102V236H104L105 234L110 235ZM102 239H103L104 243L107 241L104 239V237ZM213 240H215V239H213ZM150 245L152 247V243ZM120 248L121 247L119 245L118 246V249H119L118 253L119 254H121L119 252L121 250ZM113 250L115 252H117L115 250V248H113L112 250H110L111 252L107 251L108 253H105V256H108V258L109 257L111 258V253L113 252ZM247 253H249V252H245V254L247 256L244 255V257H247V258H245V260L248 259ZM202 254L210 255L211 253L205 252ZM253 257H254V255L249 253V259L252 258L254 260ZM193 258H194L193 259L194 264L200 263V261H198V260L203 259V258L199 259L200 255H196V254H193ZM196 260L198 262L195 263L194 261H196Z\"/></svg>",
	"mask_w": 264,
	"mask_h": 264
},
{
	"label": "crops",
	"instance_id": "crops-1",
	"mask_svg": "<svg viewBox=\"0 0 264 264\" xmlns=\"http://www.w3.org/2000/svg\"><path fill=\"white\" fill-rule=\"evenodd\" d=\"M168 223L166 221V225L162 227V232L159 235H151L152 246L156 249V254L154 256L155 264H193V254L200 255V258H204L207 256L206 254L198 253L194 251L193 253V231L191 230L189 233L183 231L182 235L180 233L178 237H166L168 234V230L171 225L175 223ZM117 226V225H116ZM182 232V231H180ZM183 236V237H182ZM105 240H111L114 238L113 234L102 236ZM177 238V239H176ZM104 243L95 244L96 246H100ZM118 251V249H115ZM117 252H112L111 255L114 257V262H118L120 256L116 255ZM111 256V257H112ZM116 258V259H115ZM189 261V262H188ZM101 260L96 261L94 264H99ZM128 264V263H127Z\"/></svg>",
	"mask_w": 264,
	"mask_h": 264
}]
</instances>
